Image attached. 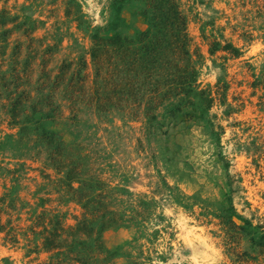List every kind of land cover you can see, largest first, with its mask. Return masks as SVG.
<instances>
[{"label":"rangeland","instance_id":"1","mask_svg":"<svg viewBox=\"0 0 264 264\" xmlns=\"http://www.w3.org/2000/svg\"><path fill=\"white\" fill-rule=\"evenodd\" d=\"M176 2L186 53L100 110L138 5L0 0V264H264V0Z\"/></svg>","mask_w":264,"mask_h":264},{"label":"trees","instance_id":"2","mask_svg":"<svg viewBox=\"0 0 264 264\" xmlns=\"http://www.w3.org/2000/svg\"><path fill=\"white\" fill-rule=\"evenodd\" d=\"M119 3L121 7L127 3H136L139 7L137 14L144 17L149 28L139 33L136 39L129 38L122 32H117L110 39L94 36L97 46L94 50V58L98 63L97 77L102 75L105 63L108 66L106 75L103 76L104 88L98 87L95 94L90 97V102H96L100 110L115 105L116 99L121 103L127 93L136 96V91L140 90V85L137 84L140 80L136 82V77L144 73L147 79L152 76L153 70L157 68L162 70L169 66L170 63L167 61L169 54L178 51L186 53V50L184 51L186 21L176 0H119ZM118 25L115 24L113 29ZM103 54L107 56L102 58ZM121 63L124 65L122 68ZM65 69L66 67L62 68L63 75ZM124 71H128L129 75H122ZM182 71L183 74L177 78L175 87L179 91L190 92L195 73L188 67L182 68ZM81 74L82 70L74 75L68 86L72 99L78 91L83 93L81 85L85 78ZM116 78L120 79L115 80ZM125 78L129 81L123 83ZM52 243L48 238V246Z\"/></svg>","mask_w":264,"mask_h":264}]
</instances>
